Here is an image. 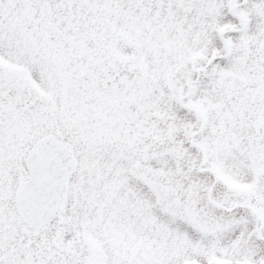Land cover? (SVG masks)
<instances>
[{
  "label": "snow or ice",
  "instance_id": "6c2138e0",
  "mask_svg": "<svg viewBox=\"0 0 264 264\" xmlns=\"http://www.w3.org/2000/svg\"><path fill=\"white\" fill-rule=\"evenodd\" d=\"M0 264H264V0H0Z\"/></svg>",
  "mask_w": 264,
  "mask_h": 264
}]
</instances>
